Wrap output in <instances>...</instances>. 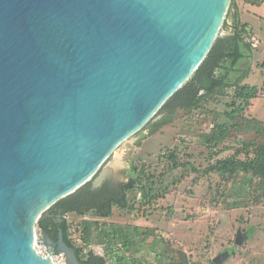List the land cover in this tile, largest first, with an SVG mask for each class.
Returning a JSON list of instances; mask_svg holds the SVG:
<instances>
[{
  "label": "water",
  "instance_id": "water-1",
  "mask_svg": "<svg viewBox=\"0 0 264 264\" xmlns=\"http://www.w3.org/2000/svg\"><path fill=\"white\" fill-rule=\"evenodd\" d=\"M232 0H0V264H84L39 220L207 59ZM241 231L237 244L247 239ZM227 254L215 259L223 264Z\"/></svg>",
  "mask_w": 264,
  "mask_h": 264
},
{
  "label": "rangeland",
  "instance_id": "rangeland-1",
  "mask_svg": "<svg viewBox=\"0 0 264 264\" xmlns=\"http://www.w3.org/2000/svg\"><path fill=\"white\" fill-rule=\"evenodd\" d=\"M243 2L236 0L235 5L242 10L249 9L243 12L242 20L249 23L258 36L254 35L257 49L252 46L255 53L253 51L250 60L242 64V68L249 70L247 85L260 90L246 109L248 121L239 120L236 125L241 131H230L228 140L220 146L207 145L209 133L215 124L227 121L226 113L232 111L233 103L243 104L235 99L234 90L227 94L229 96L208 102L200 111L179 112L172 124L160 126L153 132V127L165 115L156 116L148 128L115 151L93 180L99 184L106 177L115 189L134 177V166L145 164L157 175H167L166 197L150 206L143 205L138 192H128L132 211L114 208L112 217L100 219L92 215H66L71 225V239L77 246L84 245L82 223L99 221L100 224L129 225L153 232L144 240L140 238L136 248L140 251L134 248L128 253L130 263L213 264V260L227 254L223 264H264V183L259 185L254 180L250 184L244 174L229 180L217 173L204 174L220 160L252 159L257 147L264 143V6L258 8L250 4L246 7ZM233 16L234 11H229L226 22L231 23ZM227 32L223 27L220 36ZM242 75V72L233 73L232 78L237 80ZM176 149L180 152V161L193 163L199 173L189 168L168 174L170 164L160 157ZM182 175L186 178L181 184L171 186ZM239 231L248 236L242 245L237 244ZM94 237L95 233L91 236L92 242L96 241ZM88 250L106 257L112 264L105 247L93 243Z\"/></svg>",
  "mask_w": 264,
  "mask_h": 264
},
{
  "label": "trees",
  "instance_id": "trees-1",
  "mask_svg": "<svg viewBox=\"0 0 264 264\" xmlns=\"http://www.w3.org/2000/svg\"><path fill=\"white\" fill-rule=\"evenodd\" d=\"M232 1L230 11L234 8L236 0ZM244 1L253 5L264 2V0ZM226 27L227 22L224 24V28ZM252 36L253 33L249 28L238 22L235 23L233 35L220 36L199 70L158 113V115L164 113L165 116L153 127L152 131L156 132L158 127L165 126L168 123L172 124L179 112L192 114L200 111L208 102L221 96H229L227 94L234 90L235 99L243 101V104L233 103L232 111L226 113L227 121L214 125L206 143L209 147L220 146L228 140L230 131L240 132L241 129L236 124L239 120L248 121L245 115L246 109L251 106L250 102L258 97L260 90L258 87H249L242 84L249 75L248 69L235 81L229 80V76L247 58L242 52V48L244 47L249 54L253 52L252 45L245 42L246 37ZM222 71L226 73L223 75L221 74ZM151 122L144 129L148 128ZM160 158L170 164L167 170L168 174L179 170L188 171L189 168L193 172L199 173L193 163L180 161V152L177 149L169 154L162 155ZM133 173L134 177L130 178L128 183L120 184L115 189L108 180L99 188L94 187V180L91 181L75 194L59 201L44 214L38 222V229L47 232L55 242L58 241L59 232L62 230L65 242L77 250V256L84 264H109L106 257L88 250V246L93 243L106 248L107 254L111 255L112 264H139L137 261L130 263L127 256L134 248L135 251L141 250L136 249L139 240L140 238L144 240L143 238L152 235L153 232L149 229L144 230L141 227L123 226L114 223L100 224L99 221H85L81 225L85 232L81 239L84 245L77 246L71 239V225L65 218L68 214H76L81 217L92 215L96 219L110 218L113 216L114 208L132 211L133 207L130 206L128 192H138L142 196L141 200L144 201L142 202L143 205L150 206L159 199L162 200L166 197L168 193L167 187H165L167 175H157L145 164L134 166ZM212 173H217L225 180L244 174L245 179L250 184H253L254 180L259 185L264 183V143L257 147L255 156L250 160L249 158L245 161L233 158L220 160L204 171V174ZM185 178L186 175H182L171 186L177 187ZM59 213H62V216H59ZM60 221L62 223L59 224ZM94 233L96 241L92 242L91 236ZM212 263L215 264L214 260Z\"/></svg>",
  "mask_w": 264,
  "mask_h": 264
},
{
  "label": "crops",
  "instance_id": "crops-1",
  "mask_svg": "<svg viewBox=\"0 0 264 264\" xmlns=\"http://www.w3.org/2000/svg\"><path fill=\"white\" fill-rule=\"evenodd\" d=\"M237 1H241V0H237ZM244 1V0H243ZM244 3V5L246 6V7H248V6H250V4L249 3H246L245 1L243 2ZM251 5H253V4H251ZM255 6H257L258 8H261V7H263L264 6V2L263 3H261V4H258V5H253V7H255ZM233 11H234V16H233V18H232V22L231 23H229V22H227V27H226V30L228 31L225 35H224V37L225 36H231V35H233V32H234V26H235V23H240V24H242V25H246L248 28H249V30L253 33V37H254V35L255 36H257V34H256V32L253 30V28H252V26L249 24V23H246V22H244L243 20H242V14H243V12L244 11H247V12H249V9L247 8V9H245V10H242V9H239V7L237 6V5H235L234 6V8L232 9ZM240 14H241V16H240ZM263 18V17H262ZM264 19V18H263ZM223 37V36H222ZM258 37V36H257ZM256 38V37H255ZM257 39V38H256ZM245 42H246V40H245ZM247 43V42H246ZM248 44V43H247ZM258 46V45H257ZM257 46L255 47L256 49H257ZM253 51H254V49H253ZM242 52L244 53V55H245V57H247L245 60H243V62H241L239 65H238V67L237 68H235V70H234V72H231L230 73V76H229V80H231V81H235L234 80V78H232V74L233 73H239V72H242V74H244L243 72H246L247 71V69L248 68H246V69H244V68H242V67H244V65H242L243 63H247L249 60H250V56L253 54V52L251 53V54H249L245 49H244V47L242 48ZM254 53H255V51H254ZM226 72L225 71H222V73L221 74H225ZM250 75L244 80V82L242 83V84H244V85H247L248 84V81L250 80ZM249 78V79H248ZM247 86H249V85H247ZM98 255V254H97Z\"/></svg>",
  "mask_w": 264,
  "mask_h": 264
},
{
  "label": "built area",
  "instance_id": "built-area-1",
  "mask_svg": "<svg viewBox=\"0 0 264 264\" xmlns=\"http://www.w3.org/2000/svg\"><path fill=\"white\" fill-rule=\"evenodd\" d=\"M246 42L250 45H252L253 47H256L258 44V41L255 37H246L245 38ZM37 237L35 240V248L37 250V252L43 256V257H49V252H48V248L46 247V245L44 244L43 240H42V231H40L38 229L37 232ZM51 259L53 261L54 264H67L66 262V258L63 254H56L54 256H51Z\"/></svg>",
  "mask_w": 264,
  "mask_h": 264
},
{
  "label": "flooded vegetation",
  "instance_id": "flooded-vegetation-1",
  "mask_svg": "<svg viewBox=\"0 0 264 264\" xmlns=\"http://www.w3.org/2000/svg\"><path fill=\"white\" fill-rule=\"evenodd\" d=\"M107 181V179H106V177L105 178H103L101 181H100V183L99 184H96V182L94 183V187L95 188H99V187H101V186H103L104 185V183ZM111 183V182H110ZM112 184V183H111ZM59 216H62V213H59ZM60 223H62V221H60L59 222V224Z\"/></svg>",
  "mask_w": 264,
  "mask_h": 264
}]
</instances>
